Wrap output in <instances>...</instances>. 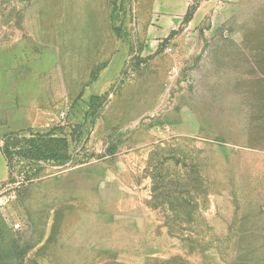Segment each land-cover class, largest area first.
I'll use <instances>...</instances> for the list:
<instances>
[{"label":"rangeland","instance_id":"374dc122","mask_svg":"<svg viewBox=\"0 0 264 264\" xmlns=\"http://www.w3.org/2000/svg\"><path fill=\"white\" fill-rule=\"evenodd\" d=\"M260 48L264 0H0V150L70 142L0 152V264H264Z\"/></svg>","mask_w":264,"mask_h":264},{"label":"trees","instance_id":"16d2710c","mask_svg":"<svg viewBox=\"0 0 264 264\" xmlns=\"http://www.w3.org/2000/svg\"><path fill=\"white\" fill-rule=\"evenodd\" d=\"M257 53H261L264 50L262 48L256 50ZM100 98L92 97V105L98 101ZM256 132L259 133L261 139H264V125H260ZM263 134V136H262ZM263 141V140H262ZM20 150L18 155L26 156L34 164H39L40 162L46 161H60L62 159H68L70 142L68 138H55L53 135L46 136H36L31 138H20L17 134H11L6 137V142L2 152L8 162L9 166V156L10 149L18 148Z\"/></svg>","mask_w":264,"mask_h":264},{"label":"built area","instance_id":"2783aa9c","mask_svg":"<svg viewBox=\"0 0 264 264\" xmlns=\"http://www.w3.org/2000/svg\"><path fill=\"white\" fill-rule=\"evenodd\" d=\"M8 204V198L0 196V206H6ZM16 228H19V225H16Z\"/></svg>","mask_w":264,"mask_h":264},{"label":"crops","instance_id":"0c3cea01","mask_svg":"<svg viewBox=\"0 0 264 264\" xmlns=\"http://www.w3.org/2000/svg\"><path fill=\"white\" fill-rule=\"evenodd\" d=\"M0 152H1V150H0ZM1 154H2V152H1ZM3 155V154H2ZM3 157H4V155H3ZM4 159H5V157H4ZM5 163H6V167H7V162H6V160H5ZM7 170H8V167H7Z\"/></svg>","mask_w":264,"mask_h":264}]
</instances>
